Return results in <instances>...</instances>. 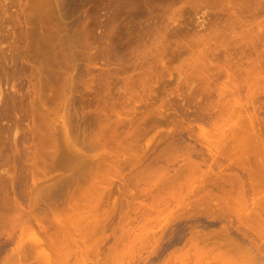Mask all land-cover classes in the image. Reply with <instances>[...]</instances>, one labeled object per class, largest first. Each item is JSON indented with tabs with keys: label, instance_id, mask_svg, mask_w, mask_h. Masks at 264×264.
I'll use <instances>...</instances> for the list:
<instances>
[{
	"label": "rangeland",
	"instance_id": "1",
	"mask_svg": "<svg viewBox=\"0 0 264 264\" xmlns=\"http://www.w3.org/2000/svg\"><path fill=\"white\" fill-rule=\"evenodd\" d=\"M260 175L264 0H0V264H224Z\"/></svg>",
	"mask_w": 264,
	"mask_h": 264
},
{
	"label": "bare ground",
	"instance_id": "2",
	"mask_svg": "<svg viewBox=\"0 0 264 264\" xmlns=\"http://www.w3.org/2000/svg\"><path fill=\"white\" fill-rule=\"evenodd\" d=\"M261 176V175H260ZM262 179H260L261 181H259V179L257 181H254V179L252 178V181L254 182V185L256 184V186H260L258 184H263L264 186V175L261 176ZM245 179V178H244ZM250 179V178H249ZM256 179V178H255ZM206 180V179H205ZM251 180V179H250ZM250 180H248L250 182ZM246 181V180H245ZM202 182V181H201ZM200 182V183H201ZM219 182V181H218ZM252 182V183H253ZM212 183V182H211ZM242 183V182H241ZM246 183V182H245ZM251 183V186H252ZM207 184V183H206ZM247 185V184H246ZM204 186V185H203ZM202 186V187H203ZM223 186V185H222ZM201 187V186H200ZM247 188V187H246ZM250 187H248L249 189ZM256 187L254 186V189ZM253 189V190H254ZM227 191V190H225ZM224 191V193H225ZM242 192V191H241ZM229 193V191H228ZM247 193V192H246ZM252 193V192H251ZM225 198L228 197L227 195H225ZM223 196V197H224ZM242 198V200L244 202H246V198L240 196ZM224 198V199H225ZM233 198V197H231ZM227 199V198H226ZM229 199V198H228ZM250 202L252 204V208L250 209V211L247 213L248 215H244L243 217V221H245V217H246V222L250 221L249 223L245 224L246 222H243L244 226H245V230H243V235L245 238H247L249 240V242L243 243L242 241H238L237 239H234L232 236L229 235L228 233V227L222 225V240L221 241H217L211 243L212 247H219L221 245H223L224 247L221 249L223 252L221 254L222 262L224 264H264V193L261 197V203L259 204L258 208L256 206L257 202L255 201L253 196H250ZM114 200V199H113ZM116 200V199H115ZM227 201V200H225ZM235 201V200H234ZM116 202V201H115ZM215 202V201H214ZM114 203V202H113ZM223 204V203H222ZM225 205V203H224ZM230 206V205H229ZM154 208V207H153ZM257 211V210H259ZM111 211V210H110ZM238 211V210H237ZM232 212V211H231ZM108 213V212H107ZM111 213V212H110ZM235 213L237 218V215L240 216L241 214L237 213V212H233ZM215 215V214H214ZM219 215V214H217ZM216 215V216H217ZM107 216V215H106ZM211 216V215H210ZM220 216V215H219ZM250 216V217H249ZM212 217V216H211ZM215 217V216H214ZM221 217V216H220ZM249 217V220H248ZM235 218V219H236ZM240 219V217H238ZM105 219V218H104ZM213 219V218H212ZM230 219V218H229ZM231 220V219H230ZM248 220V221H247ZM108 222V221H107ZM230 222V221H229ZM232 223V222H231ZM143 224V223H142ZM239 227V226H238ZM236 227V230H239V228ZM128 229V228H127ZM198 230V229H197ZM242 230V229H241ZM241 230L239 232H241ZM248 230H250L252 233L256 234L257 236H259L261 238L260 242L255 241L254 237L248 234ZM191 232V231H190ZM220 232V231H219ZM196 234L191 236L192 238H189L192 242H196V241H203L202 243L207 242L210 243V239L209 237L211 236V232H203L201 230L200 231H196ZM214 233V232H213ZM212 233V235H213ZM217 236L218 232H215ZM221 233V232H220ZM192 235V234H191ZM213 238V237H212ZM209 240V241H208ZM187 241V240H186ZM199 244V243H198ZM206 244V243H205ZM176 250V249H175ZM227 253H230L232 256H229ZM174 256V255H173ZM171 258V257H170ZM169 258V259H170ZM168 259V258H167ZM173 259V258H172ZM164 262V261H163ZM171 261L167 260V262L165 264H169ZM173 262V260H172ZM172 264V263H171Z\"/></svg>",
	"mask_w": 264,
	"mask_h": 264
}]
</instances>
